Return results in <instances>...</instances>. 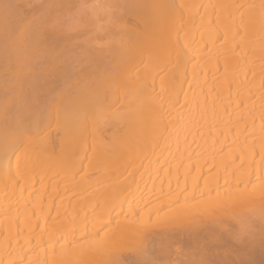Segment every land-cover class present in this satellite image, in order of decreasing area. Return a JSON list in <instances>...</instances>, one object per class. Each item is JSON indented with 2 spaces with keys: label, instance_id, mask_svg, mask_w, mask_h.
I'll return each mask as SVG.
<instances>
[{
  "label": "bare ground",
  "instance_id": "bare-ground-1",
  "mask_svg": "<svg viewBox=\"0 0 264 264\" xmlns=\"http://www.w3.org/2000/svg\"><path fill=\"white\" fill-rule=\"evenodd\" d=\"M83 1L0 0V264H264V0Z\"/></svg>",
  "mask_w": 264,
  "mask_h": 264
},
{
  "label": "rangeland",
  "instance_id": "rangeland-1",
  "mask_svg": "<svg viewBox=\"0 0 264 264\" xmlns=\"http://www.w3.org/2000/svg\"><path fill=\"white\" fill-rule=\"evenodd\" d=\"M96 1H97V2H96V5L98 6V5H100V3H101L103 0H101V2H100L99 4H98L99 0H96ZM93 2H94V4H93ZM83 3H87V4H88L89 2H88V0H87V2H86V0H85V1H83ZM83 3H82V5H83ZM91 3L94 5V6H93V10H92V12H93V11L95 10V8H94V7H95V1L92 0V2H91V0H90V3H89V4H91ZM87 4H86V5H87ZM92 4H91V6H92ZM84 5H85V4H84ZM86 5H85V7H86ZM91 6H90V7H91ZM87 7H88V5H87ZM87 7H86V8H87ZM88 10H90L89 7H88ZM88 10H87V11H88ZM87 11H86V13H87ZM99 11H100V10H98V11L96 12V10H95V14H93V15H95V18L93 17L94 20L96 19V16L99 15V14H98ZM89 12H90V11H89ZM89 12H88V13H89ZM78 13H79V12H78ZM88 13L85 14L84 17L88 18L87 20L90 21L92 17H91L90 19H89V17L91 16L90 14H92V13H91V12H90V14H88ZM99 13H100V12H99ZM96 14H98V15H96ZM76 15H78L79 18H80V16H81V15L79 16V14H77V13L75 14V16H76ZM88 15H90V16L88 17ZM93 15H92V16H93ZM78 17H74V18H72V19L75 20L76 22L73 21V20L71 19V21H73L75 25L78 23L79 20H80L79 23H81V18L79 19ZM81 17H82V16H81ZM84 17H82V18H84ZM98 17H99V16H98ZM101 17H102V15H101ZM103 17H104V16H103ZM77 19H79V20H77ZM97 19H99V21H100V22H98V23L101 24V23H102V21H101L102 19H100V17L97 18ZM82 20H83V19H82ZM84 20H85V18H84ZM87 20L84 21L83 23L88 22ZM96 22H97V20H96ZM103 22H104V21H103ZM79 23H78V25H79ZM96 24H97V23H96ZM100 24H99V25L97 24V26H101ZM78 25H76V26H78ZM85 25H86V24H85ZM87 25H88L87 27H89L90 29H93V28H92V23H90V25H89V23H88ZM102 25H103V23H102ZM93 27H94V26H93ZM95 28L98 30L97 27H95ZM97 30H96V31H97ZM95 33H96V32H95ZM257 123H258V119H255V120H253V122L251 123V125H252L253 127H255ZM255 128H256V127H255ZM97 175H98L97 172H92V173L89 174V179H95V177H96ZM26 190H27V189H24V190H22L23 192L20 191V192H18V193H17V192H14V194H13L12 197H11V198H12V199H11L12 201L15 200V201H13V202H14L13 205H15V206L18 205V204L20 203L21 199H22V200H23V199L25 200V198L27 199L28 196H29V197L33 196V194H34L35 192H36L35 194H37V192H38V193L41 192V191H39V190L37 189V191H34V193H33V191H31L30 193H26ZM21 192H22V193H21ZM43 192H44V191H43ZM45 193H46V191H45L44 193H41V194H45ZM31 194H32V195H31ZM35 194H34V195H35ZM16 196H17V197H16ZM18 197H20V198H18ZM14 198H15V199H14ZM16 199H17V200H16ZM18 199H19V200H18ZM24 200H23V201H24ZM18 201H19V202H18ZM42 207H43V206H42ZM43 208H44V207H43ZM40 212H41V210H38L37 212H35L34 210L31 211V213L33 214L34 217H36V215H37L38 213L40 214ZM51 212H53V211L51 210ZM36 213H37V214H36ZM31 216H32V215H31ZM33 216H32V217H33ZM17 219H18V218H17ZM148 222L151 223V222H153V220L150 219ZM45 234H46V233H45ZM18 236L20 237L21 235H16V236H14L13 238L17 239V238H19ZM43 237H44V236H43ZM19 239H20V238H19ZM19 239H18V240H19ZM51 239H54V240L58 241V240H61L62 238L54 237V238H49V239H48V238L46 237L45 239H42V243H44V242L46 243V242H48V241L51 240ZM11 241L13 242V239H12ZM21 242H22V241H21ZM21 242H20V245H21ZM24 242H25V243H24ZM24 242H23L24 244L20 246V247L22 248L21 250H24L29 244H30L31 246H33L32 244H33L34 242H37V241H36V239H35V240H30V241L27 240V241H24ZM13 243H15V241H14ZM13 243H12V244H13ZM34 244H35V243H34ZM18 245H19V242H18ZM22 246H23V247H22ZM24 247H25V248H24ZM29 248H30V246H29ZM39 248H40V247H39ZM35 249L37 250V249H38V246H35V248H33V249H32V248L29 249V251H26L27 254L25 253V255L27 256L28 253H30V255H31V254H34L35 251H36ZM32 250H34V252H33ZM31 251H32V252H31ZM25 255H24V256H25ZM28 256H29V255H28ZM103 257H105V256H103ZM103 257H101L100 260L97 259L96 262H94L93 264H96V263L99 264V262L101 263V261L106 260V259H103ZM109 257H110V255H109ZM105 258H106V257H105ZM108 259H109V258H108ZM23 262H27L26 259L24 260V258H23V260H21V261L15 263V264H23ZM24 264H25V263H24ZM85 264H86V263H85ZM87 264H90V263H87Z\"/></svg>",
  "mask_w": 264,
  "mask_h": 264
},
{
  "label": "snow or ice",
  "instance_id": "snow-or-ice-1",
  "mask_svg": "<svg viewBox=\"0 0 264 264\" xmlns=\"http://www.w3.org/2000/svg\"><path fill=\"white\" fill-rule=\"evenodd\" d=\"M5 7H9V5H5ZM182 7V6H180ZM10 167V165H6L3 161H0V169H4L5 167ZM239 239V238H237ZM142 264H158V262L155 261H147V262H142ZM198 264H209V262L207 261H199ZM224 264H229V262H224ZM230 264H254L253 261L249 260V259H240L238 261L234 260L231 261Z\"/></svg>",
  "mask_w": 264,
  "mask_h": 264
}]
</instances>
